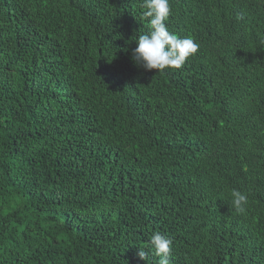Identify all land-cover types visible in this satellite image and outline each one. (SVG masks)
<instances>
[{"label":"trees","instance_id":"1","mask_svg":"<svg viewBox=\"0 0 264 264\" xmlns=\"http://www.w3.org/2000/svg\"><path fill=\"white\" fill-rule=\"evenodd\" d=\"M142 3L0 0V264H264V0H170L162 71Z\"/></svg>","mask_w":264,"mask_h":264},{"label":"clouds","instance_id":"2","mask_svg":"<svg viewBox=\"0 0 264 264\" xmlns=\"http://www.w3.org/2000/svg\"><path fill=\"white\" fill-rule=\"evenodd\" d=\"M143 15L149 18L148 31L135 40L137 47L132 50L133 61L146 71H162L167 68H181L189 57L199 50V43L191 36L180 38L169 31L165 21L172 11L170 0H143ZM232 204L237 212H243L248 203V196L240 191H233ZM150 245L155 255L160 257L159 264H170L173 241L159 232L150 238ZM140 259H146V253H138Z\"/></svg>","mask_w":264,"mask_h":264}]
</instances>
